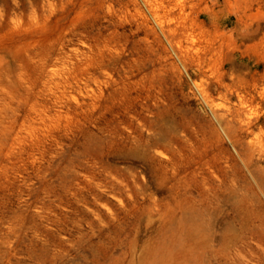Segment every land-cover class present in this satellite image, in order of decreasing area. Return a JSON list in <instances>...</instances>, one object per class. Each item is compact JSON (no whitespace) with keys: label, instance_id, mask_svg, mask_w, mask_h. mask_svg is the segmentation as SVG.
I'll return each mask as SVG.
<instances>
[{"label":"rangeland","instance_id":"obj_1","mask_svg":"<svg viewBox=\"0 0 264 264\" xmlns=\"http://www.w3.org/2000/svg\"><path fill=\"white\" fill-rule=\"evenodd\" d=\"M0 264H264V0H0Z\"/></svg>","mask_w":264,"mask_h":264}]
</instances>
